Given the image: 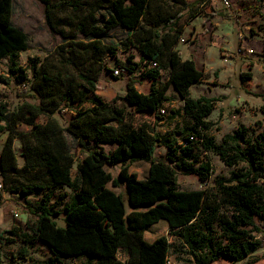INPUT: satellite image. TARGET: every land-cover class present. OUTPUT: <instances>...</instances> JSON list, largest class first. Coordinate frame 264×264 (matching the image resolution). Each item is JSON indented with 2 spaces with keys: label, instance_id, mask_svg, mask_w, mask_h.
<instances>
[{
  "label": "trees",
  "instance_id": "1",
  "mask_svg": "<svg viewBox=\"0 0 264 264\" xmlns=\"http://www.w3.org/2000/svg\"><path fill=\"white\" fill-rule=\"evenodd\" d=\"M40 1L51 31L65 36L69 21L60 12L70 10L74 12L70 27L85 39L70 36L55 49L77 74L57 100L43 83L60 81V73L54 78L34 71L31 77L17 63L15 57L29 47V36L12 22L14 0H0V61L11 58L9 76L0 75V83L9 84L13 77L32 85L15 108L0 102V131L6 133L0 151V205L3 191L35 197L27 206L33 217V225L27 222L30 230L14 231L25 244L38 241L47 246L49 258L34 264H58L64 257L80 255L86 256L84 264H171L168 236L145 239L146 231L162 219L179 240L177 253L188 256L186 264H211L222 258L232 264H255L264 259V252L259 253L264 248V127L251 135L247 126L239 125L217 142L209 133L214 123L208 119L217 98L191 95V86L203 82L204 71L178 49L186 27L208 0ZM116 27L127 30L141 58L123 67L130 75L123 102H108L97 94L101 67L95 64L105 53L115 52L116 47L101 37ZM164 70L169 71L166 80L161 79ZM240 76L245 84L253 75L248 71ZM40 78L44 82L34 86ZM139 80L150 82L148 92L137 88ZM171 86L183 99V115L191 123L177 122L162 133L157 126L165 117L161 110L171 100ZM62 102L91 105L77 108L63 125ZM21 125L31 129L23 131ZM66 134L84 155L77 154ZM15 139L23 148L21 167ZM108 143L116 145L112 151L98 148ZM196 145L235 168L229 176H217L212 186L180 190L177 167L202 181L213 172ZM158 146L166 148L163 158L155 155ZM140 160L149 163L145 178L130 170ZM118 163L119 174L113 177L105 167ZM109 183L125 185L127 198ZM65 186L74 195L59 210L53 197ZM61 214L66 226L57 222ZM4 238L0 229V239ZM20 255L29 258L25 248Z\"/></svg>",
  "mask_w": 264,
  "mask_h": 264
},
{
  "label": "rangeland",
  "instance_id": "2",
  "mask_svg": "<svg viewBox=\"0 0 264 264\" xmlns=\"http://www.w3.org/2000/svg\"><path fill=\"white\" fill-rule=\"evenodd\" d=\"M230 3V7L210 1L201 3L200 14L190 21L178 45L183 58L194 59L197 66L204 71L203 82L194 84L190 90L191 95L195 98L200 96L217 98L216 107L209 116V120L214 123L209 133L217 142H221L227 133L233 132L239 125L247 126L251 135L257 134L264 127V112L261 110L264 105V0H230ZM13 5V24L23 29L29 36L28 49L19 52L15 59L31 77L34 71L47 73L54 78H57L60 73V81L43 83L59 100L66 91L70 79L77 78V74L59 59L55 49L70 36L85 39L70 27V19L74 18V12L70 10L60 12V15L69 21V25L65 27V36H62L48 27L44 5L40 0H14ZM225 14L229 15L228 18ZM127 33V30L116 27L101 37L104 43L116 47L115 52L105 53L102 62L95 64L97 68L101 67L99 74L101 89L97 94L108 102H113L115 99L123 102L121 97L125 95L126 84L130 77L127 70L122 75L115 74L114 70L138 62L141 58V53L127 38ZM242 42L247 48H253L255 53L238 56L236 50ZM225 54H230V57L224 56ZM10 63L9 56L0 61V75L9 76ZM87 65L90 66L91 62ZM248 71H251L253 76L244 84L240 73ZM168 75L169 71L164 70L161 79L166 80ZM41 81L44 82L42 78L35 81L34 86L41 85ZM31 86L30 81L23 84L13 77L9 84L0 83V102L15 108L22 102L24 91L30 90ZM136 86L140 91L148 92L150 82L139 80ZM168 94L171 100L165 104L164 109L165 115L169 114L166 115L165 122H160L157 126L162 133L170 130L175 122L182 125L191 123L189 118L182 114V100L174 94L172 88ZM62 104L64 109L61 110L60 120L63 125L68 123L77 108H86L91 105L90 102L82 105L74 102H62ZM1 125L3 122H0ZM21 129L29 131L31 126L21 125ZM66 136L75 151L77 150V154L84 155V152L76 149V140L70 134ZM5 138L6 133L0 131V151ZM115 146L108 143L98 145V148L104 152H110ZM14 149L21 167L24 164V157L19 139L14 140ZM196 152L203 161L211 163L213 172L208 180L202 181L196 175L187 174L184 168L177 167V185L180 190H198L212 186L217 176H229L231 170L235 168L226 165L218 155L204 150L200 145H196ZM165 153L166 148L158 146L155 155L163 158ZM120 167L121 163H118L114 166L107 165L105 168L113 177H117ZM130 170L136 172L140 178H145L148 176L149 163L143 160L135 161L130 165ZM75 175L76 166L74 165L72 176ZM0 180H2L1 172ZM109 187L123 193L127 198L125 185L115 187L109 183ZM73 195L74 191L67 186L55 190L53 202L57 203L56 209L61 210L65 203L71 202ZM34 199V196L25 198L20 194L3 191L0 205V229L5 238L0 239V264H34L48 259L51 255L43 243L35 241L25 244L14 232L30 230L27 228V222L30 221V225H33V217L30 216L27 206L28 201ZM57 222L60 226H66L63 214L57 218ZM169 231L167 221L162 219L150 227L145 233V239L151 242L159 236H168L172 244L168 256L169 262L186 264L185 259H188V256L177 253L174 247L179 240L170 235ZM24 248L29 258H23L20 255V251ZM263 252L264 248L259 250V253ZM119 256L122 257L123 253L120 252ZM85 260V255L64 257L58 264H84ZM244 263L245 261H239L234 264ZM211 264L232 263L222 258ZM255 264H264V259Z\"/></svg>",
  "mask_w": 264,
  "mask_h": 264
},
{
  "label": "built area",
  "instance_id": "3",
  "mask_svg": "<svg viewBox=\"0 0 264 264\" xmlns=\"http://www.w3.org/2000/svg\"><path fill=\"white\" fill-rule=\"evenodd\" d=\"M208 1H210L212 3H222V5L227 6V7H230V5H231L230 0H208ZM236 53L238 54V56L243 55V54L253 55L255 53V51L253 48H247L246 45L242 42L239 45V47L237 48ZM224 56L230 57V54H225ZM124 71H125L124 68L118 67V69L114 70V73L118 75ZM161 112L163 114H165V109L163 108L161 110ZM2 187H3L2 183L0 182V191H1Z\"/></svg>",
  "mask_w": 264,
  "mask_h": 264
},
{
  "label": "crops",
  "instance_id": "4",
  "mask_svg": "<svg viewBox=\"0 0 264 264\" xmlns=\"http://www.w3.org/2000/svg\"><path fill=\"white\" fill-rule=\"evenodd\" d=\"M219 4H221L222 5V3H219ZM223 6V5H222ZM182 39H183V36H182V38H181V40L180 41H182ZM179 45V44H178ZM179 49V48H178ZM242 61V60H241ZM196 84H198V83H195V85ZM194 86V84L191 86V88ZM172 88V90H173V92H174V94L175 95H177L181 100H182V102H183V104H184V101H183V99L180 97V95L178 94V92L175 90V88L173 87V86H171L170 87V89ZM191 88H190V90H191ZM169 89V90H170ZM168 90V91H169ZM191 92V91H190ZM166 106V105H165ZM165 106H164V108H165ZM182 107H183V105H182ZM169 113H166V115H168ZM182 114H183V110H182ZM165 115V117H164V119L161 121V123H163V122H165V120L167 119V116ZM208 119H209V117H208ZM175 123H177V122H175ZM166 132V131H165ZM168 223V222H167ZM148 231V230H147ZM146 231V232H147Z\"/></svg>",
  "mask_w": 264,
  "mask_h": 264
}]
</instances>
